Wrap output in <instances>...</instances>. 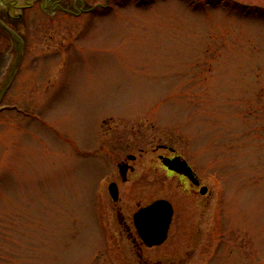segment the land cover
<instances>
[{
    "label": "rangeland",
    "instance_id": "374dc122",
    "mask_svg": "<svg viewBox=\"0 0 264 264\" xmlns=\"http://www.w3.org/2000/svg\"><path fill=\"white\" fill-rule=\"evenodd\" d=\"M127 153L126 207L175 209L146 258L264 264V0H0V264H139L90 208Z\"/></svg>",
    "mask_w": 264,
    "mask_h": 264
},
{
    "label": "flooded vegetation",
    "instance_id": "af4514ba",
    "mask_svg": "<svg viewBox=\"0 0 264 264\" xmlns=\"http://www.w3.org/2000/svg\"><path fill=\"white\" fill-rule=\"evenodd\" d=\"M149 150L141 151L142 154H147ZM151 153L156 155V158L159 162V167L162 170V174L166 178L174 177L179 183H185L190 188H193L195 191L197 189V193L200 191V188L206 184L200 181V178L194 173V180L198 181L199 184L193 183L186 175L183 173H179L177 171H173L168 169L164 163L163 159L165 157L173 158L175 156H181V154L177 153L176 150L165 144V143H157L155 146L151 148ZM141 155H138L140 158ZM137 158L136 154L127 153L124 158L117 162L116 169L106 171L103 174V182L100 186H97L93 190V197L91 199L90 208H92L91 216L96 220L98 227H100V232L102 235H109L114 234L117 235L119 238L125 234L126 239H129L132 249L136 255L137 263L139 264H161L158 260H149L144 256V252L146 250H151L156 248L157 246L149 247L144 244L142 241L138 230L136 229L133 221L134 213L142 206H145L152 202L153 200L139 205L136 209L132 212L129 210L126 205L122 202V187L125 184H132L134 185L136 182H133V174L139 173V168L133 165ZM207 186V185H206ZM110 189L113 193L117 194L118 199L113 200ZM209 187L208 190L201 194L202 196L209 194ZM108 196L107 200L105 201L106 204V214L104 216V204L102 203L103 195ZM200 194V193H199ZM174 207V206H173ZM175 212V209H174ZM174 218V214H173ZM172 218V221H173ZM106 222V224H105ZM172 224V222H171ZM170 224V227H171ZM170 229V228H169Z\"/></svg>",
    "mask_w": 264,
    "mask_h": 264
},
{
    "label": "water",
    "instance_id": "95a60500",
    "mask_svg": "<svg viewBox=\"0 0 264 264\" xmlns=\"http://www.w3.org/2000/svg\"><path fill=\"white\" fill-rule=\"evenodd\" d=\"M163 163L169 169L187 175L192 182L198 184L194 180L191 167L184 159L179 156L163 158ZM205 190L206 187H202L201 193ZM172 214V205L165 199H157L134 214V224L147 245H159L165 240Z\"/></svg>",
    "mask_w": 264,
    "mask_h": 264
}]
</instances>
